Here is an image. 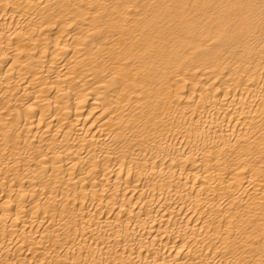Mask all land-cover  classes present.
<instances>
[{"label": "bare ground", "instance_id": "1", "mask_svg": "<svg viewBox=\"0 0 264 264\" xmlns=\"http://www.w3.org/2000/svg\"><path fill=\"white\" fill-rule=\"evenodd\" d=\"M0 264H264V0H0Z\"/></svg>", "mask_w": 264, "mask_h": 264}]
</instances>
